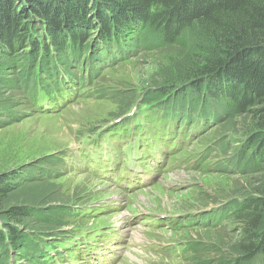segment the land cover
Returning <instances> with one entry per match:
<instances>
[{
  "label": "trees",
  "instance_id": "obj_1",
  "mask_svg": "<svg viewBox=\"0 0 264 264\" xmlns=\"http://www.w3.org/2000/svg\"><path fill=\"white\" fill-rule=\"evenodd\" d=\"M93 1L0 0V50H22L15 53L22 61L19 71L23 72L17 76L19 83L22 77L37 74L54 85L52 76L56 74V65L70 70L68 57L82 59L96 36L103 41L111 39L118 47L125 45L129 52L134 50L136 41L143 48L175 44L186 47L189 51L182 57L177 66L180 71L169 80V86L148 95L163 97L172 93L184 107L209 105L210 100L223 112L243 115L242 136L234 146L243 145L246 152L234 156L229 166L216 173L235 171L246 177L251 174L253 183L248 184L250 190L234 203L219 202L220 210L212 224L196 226L226 235L225 224H238L240 236L234 240L219 239L202 248L209 249L219 259H201L198 256L201 245L188 241L191 255L182 261L185 264H264V0H95L97 5L92 9ZM96 26L99 27L97 35L91 30ZM187 32L200 41L189 46ZM1 65L0 61V68ZM106 93L104 90L100 95ZM11 103L0 101V113L18 116L19 112L8 110ZM124 108L112 114L113 117L120 115ZM4 120L12 123L11 119ZM218 137L211 139L220 141L225 154L227 139ZM18 176L21 175L0 179V228H8L7 237L0 233V264H9L8 244L22 255H30L35 250L22 232L30 233L31 240L33 237L37 240L35 234H64L57 217L72 211L74 214V205L70 206L61 196L49 194L52 190L46 189L40 195L16 193L12 190L14 186H24L17 182ZM212 202L215 201L206 200L177 213L204 208ZM50 213L59 214L56 217Z\"/></svg>",
  "mask_w": 264,
  "mask_h": 264
},
{
  "label": "rangeland",
  "instance_id": "obj_2",
  "mask_svg": "<svg viewBox=\"0 0 264 264\" xmlns=\"http://www.w3.org/2000/svg\"><path fill=\"white\" fill-rule=\"evenodd\" d=\"M96 5L94 0L91 8L93 9ZM91 30L97 35L99 27L96 26ZM186 34L189 46L196 45V42L200 41L192 33L187 32ZM183 47L175 44L167 47L156 45L143 48L136 41L133 54L129 58L108 67L94 81V90L99 93L106 90V94L80 97L53 115L33 113L22 92L16 88L19 84L17 76L23 71H19L22 61L15 53L22 50L13 52L0 50V61L2 62L0 101L12 102L8 110L19 112L18 116L0 113V179L8 175H21L17 177V182L24 183V186L18 185L12 188L18 194L26 191L27 195H40L49 189L52 190L49 194L65 198L70 202V206L80 204L79 207H89L91 210L101 206L115 208L109 211L105 208L103 211L106 212L81 219L75 213L73 214V209L71 213L63 214L61 217L58 216L59 213H50L52 216H58L56 222L61 223L60 230H64L65 233L83 224L89 226H99L107 222L124 224L129 212L177 213L182 208L198 205L206 200L215 201L209 203V206L219 202L224 203L226 200L234 203L243 193L250 190L248 184L253 183V175L246 177L235 171L231 173L212 171L200 174L196 171L181 170L169 173L160 182L147 189L129 196H121L111 185L96 181L87 173L72 169L63 163L64 159H69L66 151L74 145L83 129L112 119V114L120 108L123 109L124 106L126 108L130 101L142 93L145 97V94H155L160 88H167L172 76L180 71L177 66L180 65L182 57L184 59L186 57L184 55L189 51ZM4 70L7 73H4ZM115 92L118 94L113 96ZM241 118L243 115L236 116L233 111L228 115L225 114L221 122L211 128L190 148L194 149L206 139L219 136L222 140L227 139L232 147L229 152H233L235 142L238 141V137L242 136V127L245 124ZM4 119H11L12 123L4 122ZM227 120L230 122L226 123ZM227 124L230 129L227 128ZM221 127H224V130L223 128L221 130ZM245 152V146L241 147L240 155L242 156ZM24 172L33 174L26 175ZM43 179L46 182H43ZM196 199L200 201L195 202ZM225 226L228 227L226 235L215 234L213 230L206 231L198 227L179 231L154 229L153 232L158 235L149 238L148 241L169 243L186 240L201 245L200 254H198L201 259L218 258L219 256H214L212 252L209 253V249H205L207 250L205 252L202 248L214 244V241L219 239L234 240L240 236L241 231L238 224L227 223ZM137 228L138 231L133 234V237L139 241L142 236L140 233L145 232V227ZM0 231L6 237L5 233L8 232V228L7 230L0 228ZM25 232L22 233L29 242L37 246L34 242L36 238L33 237L31 240L30 233ZM34 236L37 237L36 234ZM155 260L154 263L139 260L132 250L126 249L116 264H185V261H176L160 255H157Z\"/></svg>",
  "mask_w": 264,
  "mask_h": 264
},
{
  "label": "bare ground",
  "instance_id": "obj_3",
  "mask_svg": "<svg viewBox=\"0 0 264 264\" xmlns=\"http://www.w3.org/2000/svg\"><path fill=\"white\" fill-rule=\"evenodd\" d=\"M183 89V88H182ZM186 90V89H185ZM71 107V106H70ZM65 111V110H64ZM127 255H129L128 253H127ZM129 257H130V255H129ZM138 262V261H137Z\"/></svg>",
  "mask_w": 264,
  "mask_h": 264
},
{
  "label": "water",
  "instance_id": "obj_4",
  "mask_svg": "<svg viewBox=\"0 0 264 264\" xmlns=\"http://www.w3.org/2000/svg\"><path fill=\"white\" fill-rule=\"evenodd\" d=\"M35 231H39V232H42L41 230H35Z\"/></svg>",
  "mask_w": 264,
  "mask_h": 264
}]
</instances>
